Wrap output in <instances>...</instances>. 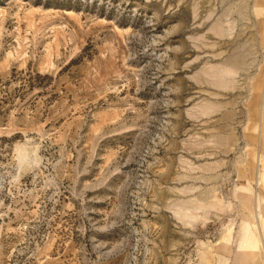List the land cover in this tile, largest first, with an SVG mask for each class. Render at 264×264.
Returning <instances> with one entry per match:
<instances>
[{"label": "rangeland", "instance_id": "rangeland-1", "mask_svg": "<svg viewBox=\"0 0 264 264\" xmlns=\"http://www.w3.org/2000/svg\"><path fill=\"white\" fill-rule=\"evenodd\" d=\"M262 21L264 0H0V264H249L255 237L264 264L240 90Z\"/></svg>", "mask_w": 264, "mask_h": 264}, {"label": "bare ground", "instance_id": "bare-ground-1", "mask_svg": "<svg viewBox=\"0 0 264 264\" xmlns=\"http://www.w3.org/2000/svg\"><path fill=\"white\" fill-rule=\"evenodd\" d=\"M261 40H260V44L263 45L264 44V21H262L261 24ZM264 87V82H263V77L254 80V82L252 83V85L249 87L248 86H244V87H240L241 92H250V97H251V101L248 104V109L249 112L251 113V115L254 117L252 120V128L250 130V132H247L245 136L242 137V140H248L250 142H257V139L255 137V133L257 131L258 125L257 122H259V120L262 118L263 120V124H264V104L261 106V96L263 93V89H261V87ZM245 106V105H244ZM262 135V159H263V163H264V128L262 129L261 132ZM240 139V138H239ZM251 164V165H250ZM248 167L251 169L252 167V163H249ZM237 169V168H236ZM244 168L243 166L241 168H238L236 170V172H238V174L243 173ZM260 184L262 185L261 188L264 189V171L262 174V177L260 179ZM232 198L235 200L234 201V205L230 208H227V213L226 214H231V213H237L238 209L243 207V205L245 204V197H243V195L239 192L238 189H236L233 192V196ZM255 216L256 211H255ZM259 225V224H258ZM241 233H243V229H241ZM255 236V235H254ZM260 238V237H259ZM229 242V240H228ZM238 247H236V250L241 252V256L244 259V261H246L249 264H258V257H257V253H258V240L256 239H242L240 243L237 244ZM263 248V247H262ZM236 251V252H238ZM262 251H260L261 253ZM259 256V254H258Z\"/></svg>", "mask_w": 264, "mask_h": 264}]
</instances>
